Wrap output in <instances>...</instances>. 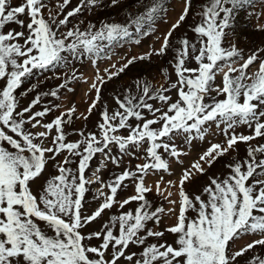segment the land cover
I'll return each instance as SVG.
<instances>
[{
	"label": "snow or ice",
	"instance_id": "6c2138e0",
	"mask_svg": "<svg viewBox=\"0 0 264 264\" xmlns=\"http://www.w3.org/2000/svg\"><path fill=\"white\" fill-rule=\"evenodd\" d=\"M70 4L0 0V264H264V46H239L241 25L253 18L264 33V0H204L187 30L193 35L175 37L193 5L184 0L156 36L158 48L125 55L103 73L99 62L115 48L139 45L167 22L165 0L131 8L127 0H78L65 13ZM110 9L123 18L70 20ZM153 56L170 57L166 83L113 89L110 110L103 88ZM83 62L95 69L86 109L47 100L75 92ZM48 79L61 83L37 91ZM98 108L95 131L72 128ZM196 141L208 147L185 165ZM173 163L181 169L175 180L146 183L175 176ZM166 217L175 222L162 227ZM246 236L254 238L238 245Z\"/></svg>",
	"mask_w": 264,
	"mask_h": 264
},
{
	"label": "rangeland",
	"instance_id": "374dc122",
	"mask_svg": "<svg viewBox=\"0 0 264 264\" xmlns=\"http://www.w3.org/2000/svg\"><path fill=\"white\" fill-rule=\"evenodd\" d=\"M58 2H62V0H51V6L55 8V5ZM136 2V0H127V6L131 8V6ZM204 0H193V5L191 12L189 16L186 19V22L183 24V26L174 34L175 37H179L181 34L185 33L190 25H194L199 21V17L195 16L194 14L199 11V6L201 3H203ZM78 3V0H71V4L64 9V12L71 10L73 7L76 6ZM165 4L168 8L167 11V22H157V27L159 31L155 35H149L147 38H143L141 44L135 45V44H125L123 47H117L114 49V51L117 53L116 55H113L111 59H104L103 61L99 62V69L101 70V73H103V70L105 68H110V65L113 63H119L125 55L127 56H135L139 55L141 53L147 52L150 48V46L159 47V42L156 40V36L160 35L161 33L165 32L171 25V23H174L176 19L178 18L179 14L182 11V8L184 6V0H165ZM135 11V9H132ZM119 13V14H117ZM124 16V13L120 9H110L102 12H96L93 15H88L87 13H84L82 16H77L75 18H70L71 23H76L77 20L83 19L87 23V21H92L94 23H98L101 20H104L106 18L111 17L115 20H121ZM62 18V17H61ZM261 23H264V20L260 21ZM256 21L253 18V20L247 25H241L240 31H242L243 35L241 36L239 40V46L241 48L245 49H252L256 46H264L262 45V42H264V33L258 32L254 30V25ZM13 27H15L13 25ZM69 27H71V24H69ZM187 34L191 37L193 34L190 31H187ZM246 36L247 40H245L243 37ZM170 57L165 56L163 58L153 56L150 60H143V61H137L133 65L129 66L128 69L125 70L124 73H122L118 78L112 80L110 83H108L103 88L104 93V99L108 100L109 108L115 107L114 103L111 101L110 97L113 95V89H115L117 92H122L125 87L131 88L133 92H135L136 89V83L137 81H148L150 82L154 87H158L160 84L166 83V74L172 73V69L169 66ZM77 67L79 68L80 72L83 73L85 80H82L79 83H73L71 87L75 89L74 93H69L66 91H61V98L60 99H54L51 97H47V100H51L53 104H62L64 107L71 106V103H75L78 106V109L80 112H83L87 107V102H90L88 95L86 94L88 92V89L90 87L91 80L94 79L95 76V69L94 66L89 62H83L82 64H77ZM162 69L166 70V73L162 74ZM42 79V78H41ZM171 79L174 81L176 79L175 74L173 73L171 76ZM87 81V82H85ZM35 81H29L25 83V85L22 86L21 89L18 90L19 92L24 91L25 88L28 87L29 83H34ZM61 83V80L59 79H48L46 82L40 84L37 91L43 93L45 91H48L50 89L56 88L57 85ZM217 83H219V78L217 80ZM36 95V92L30 93L27 97H25L21 103L23 106H27V104L30 102V100ZM94 95V93H93ZM171 95L175 98L176 93L173 91ZM36 110H39L38 108ZM64 110L63 108L61 111ZM99 112L100 109H96L88 121L84 120H75L74 124L72 125V128L80 129L82 127H87L90 131H95L94 124L99 119ZM58 112H54L52 115H58ZM52 116L47 117L48 120H50ZM238 131H244L245 134H247V129L241 128L238 129ZM126 134V133H125ZM72 140L78 139V136L71 135L69 137ZM212 138L209 137V140ZM219 139H223V137H219ZM208 147V142H200L196 141L192 144L191 147L186 148V151L188 154L186 156L181 157L185 165H188L191 161L195 160L197 158V155L202 152L204 149ZM243 149L244 145H240L241 155H243ZM235 155V153H233ZM136 163H143L142 160L137 161L133 160L132 164L133 166ZM223 161H221V164ZM93 166H95V161L93 162ZM111 167V166H110ZM220 164L216 165V168H219ZM172 170L176 173L175 176L168 175L166 173L161 172L159 175H149L146 178V183L154 185L157 180L160 179V176L164 177V181L167 180H175L177 176L180 173V166L173 163ZM103 176L107 178L109 176L108 172L103 173ZM163 186V185H162ZM95 185L93 186V190H95ZM129 192L131 189L128 190ZM175 191V189H173ZM126 193H122L121 195H125ZM152 198V197H150ZM96 205L89 203L86 205V209L94 208ZM136 205L133 204L130 207H135ZM115 211V209H113ZM105 217H107V213L105 214ZM174 218L169 219L165 218L162 222V227L164 225H170L174 223ZM98 224H93L92 228H98ZM254 237L252 236H246L243 239L237 241L238 245H243L246 242H250ZM166 239L171 242L175 237H173L170 234H166ZM249 256L253 255V253H249Z\"/></svg>",
	"mask_w": 264,
	"mask_h": 264
}]
</instances>
